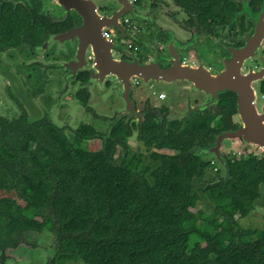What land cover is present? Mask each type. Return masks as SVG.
Returning <instances> with one entry per match:
<instances>
[{
    "label": "trees",
    "instance_id": "16d2710c",
    "mask_svg": "<svg viewBox=\"0 0 264 264\" xmlns=\"http://www.w3.org/2000/svg\"><path fill=\"white\" fill-rule=\"evenodd\" d=\"M174 1L198 15L233 11L227 0ZM145 118L109 120L104 133L80 125L66 136L45 121L0 131V193L15 194L0 197V242L38 222L77 264H264V228L237 222L260 197L264 156L226 159L225 175L202 188L208 212L193 187L212 166L195 150L209 148L227 122ZM135 138L157 152L139 168L117 166V148L128 151Z\"/></svg>",
    "mask_w": 264,
    "mask_h": 264
},
{
    "label": "flooded vegetation",
    "instance_id": "af4514ba",
    "mask_svg": "<svg viewBox=\"0 0 264 264\" xmlns=\"http://www.w3.org/2000/svg\"><path fill=\"white\" fill-rule=\"evenodd\" d=\"M85 1L88 5H95L93 11L88 9V13L93 12V14H89L91 20L90 27L93 32L97 24L96 15L99 17L112 16L119 10V3L126 0H110L113 4H117L116 7H114V5H107V9H110V11H102L103 5L98 6L96 3L100 0ZM128 1L132 6L134 3L140 5L136 0ZM227 1L233 6V11L231 13H215L214 16H207L190 13L172 0V2L183 11L174 15L171 14L173 17L159 10L161 6H163V3H168L166 0H156V3L153 1L150 2L148 11L161 13L169 19L171 23L173 22L177 25L182 34L185 33L188 34V36L182 41L178 40V35L170 32L167 28L159 27L154 19H151L152 16L146 14L143 16V19H141L144 21L141 23L142 25L140 27H134L139 36L136 33H131L136 38L139 47L144 49V51H148L142 41L144 38L147 39V37L150 36L152 41L146 40V42L150 43L152 49L161 51L162 54H164L161 62H151H154L162 69H166L170 67L167 47L169 44H172L170 51L178 53L181 59L184 58L182 54L191 55V57L188 55L187 62L183 63L181 61V63L191 69L198 70L193 73L194 76L202 75L200 79L194 78V83L178 82L183 85H180V88H177V90L189 91V95L187 98L183 99L176 98L173 103V108H160L157 110L155 107H151L153 102L149 99L142 100L139 105L133 101L136 115L133 116L128 111L127 104L125 103L124 109L128 116L121 117L125 122L131 119L133 121L138 120V122L145 121L147 115L152 116L153 112L156 111V116L162 115L164 117L163 119L169 118L175 121H185L191 120L194 117L207 116L212 118V123H215L224 118L229 127L228 130L225 131H236L240 129L243 126V122L239 114L237 102L238 92L228 90L223 93L220 89L224 87V85L208 80V77L214 79L226 71H229L235 77L237 74V90L240 92H247V94L251 95V98L253 96L251 99V106L255 107L254 110L258 116L264 118V106L258 109L257 105L258 95L261 99H264V0ZM168 5H170V3H168ZM124 16L118 19V23L122 29L124 28V24L123 22L121 23V19H123ZM69 20L70 22H68ZM81 25L82 20L79 15L74 11H65L63 6L59 4V0H0V104L2 100L6 101L10 107L8 111L12 109L13 111L17 110L19 113L12 118L0 114V131H15L17 128L16 123L22 124V122H26L27 124H31L37 121H45L61 130L66 136H69L61 127H58L47 118L48 114L45 107L48 101L50 103L49 106L51 105L50 88L53 86L52 84L54 82L59 80H63V82L66 81V86L70 84V81L74 82V84L76 83L78 92L75 97L78 104L82 106L87 113L95 115L93 109L88 106L90 100L89 88L93 86L94 82L99 83L98 78H96L95 81L91 80V74L88 71L89 68L95 66L94 57L93 55L87 54L85 63L77 65L75 67L77 69H72L71 67L65 68V63H70L74 60L75 51L72 57H69V59L64 62V42H61V38L59 37L60 34L67 33L73 28H78ZM107 30L111 36L112 34L116 35V33H118L113 28L102 29L103 37V31L107 32ZM123 31L129 32L126 30ZM77 35L82 36L83 34L77 32L75 35L76 37L73 40V43L76 44L75 50L80 40L77 39ZM173 40L178 41V43ZM153 41L156 44L152 43ZM134 44L133 47L135 48ZM183 45L188 46L187 51H181ZM246 46L248 50L241 51ZM140 48H137V50ZM189 50H193V53H188ZM246 52L247 55H244ZM128 53L133 54V51H122L121 55L118 57L113 56L111 53V56L114 61H121L125 58V54ZM135 55L139 57L140 63L142 64L149 61H143L139 51H137ZM88 56H91V62L88 61ZM243 56H245L244 60L238 67L237 64L240 63ZM258 74L263 77L256 82L255 76ZM95 76H98L97 72ZM233 76L232 78H234ZM108 78L115 79L114 77L108 76L102 81V84H105ZM11 82L21 86L20 90L23 93L25 103L20 98L19 94L21 93H16L14 89L15 85L13 86ZM115 82L121 84L117 81ZM172 83H176V81ZM197 86H201L202 90L197 89ZM48 88L50 91L49 94L40 98L42 105L39 113L41 117L37 119L31 118L27 110V107L29 108L31 105L30 101L34 103L35 100H38V97L46 93V90L48 91ZM121 92L122 90L119 92L122 97ZM193 92H196L197 95H193ZM83 100H87L86 104L82 102ZM36 108L38 107L36 106ZM13 113H15V111ZM121 118H111L109 120ZM109 120H107L108 126ZM79 126H77V128ZM72 134L73 132L70 135ZM218 135L214 137V141L210 146L214 145ZM94 142L99 141L92 140L89 144ZM262 154L264 156V153ZM12 236L18 235L9 234L1 238L0 264H5L9 260L19 263L21 257L12 256L13 254L10 252L21 244L35 249L33 246H27L26 243L28 240L20 236L18 237L23 240V242L16 244L12 249H8L10 247L8 242H10ZM54 247L55 249L51 254L52 256L46 255V264H55V261L58 260L59 262L60 259L68 260L64 254L57 251L56 245Z\"/></svg>",
    "mask_w": 264,
    "mask_h": 264
},
{
    "label": "rangeland",
    "instance_id": "374dc122",
    "mask_svg": "<svg viewBox=\"0 0 264 264\" xmlns=\"http://www.w3.org/2000/svg\"><path fill=\"white\" fill-rule=\"evenodd\" d=\"M139 2L140 5L134 3L133 8L134 11L140 15H148L152 16L151 19H154L155 23L159 27L167 28L170 30V32L175 33L177 36V39L182 41L184 40L188 34L181 33L178 29V26L175 25L173 22L169 19H167L164 15L161 13H153V11L149 10V4L150 2H155L156 0H136ZM168 3L161 6L160 11H162L164 14L168 16H172L171 14L181 13L183 12L180 8H178L172 0H166ZM97 5H103L102 11H110V9H107V5H114V7L117 6V4H113L110 0H100L96 2ZM153 13V14H152ZM152 14V15H151ZM173 17V16H172ZM127 18L130 22V25H123V30L131 31L132 27H140L144 21L139 18H134V16L129 13L126 14L123 19ZM123 19H121V23L123 22ZM108 34V30L106 32ZM137 34V33H136ZM138 35V34H137ZM139 36V35H138ZM114 43V49L120 50L121 52L124 51V46H120L117 44V41L121 36L116 33V35L111 36ZM124 38V37H122ZM127 41V43H132L135 45V49L132 50L133 54H137V51H139V54L141 56V59L143 61L149 60L154 62H161L162 57H164V54H162L161 51H157L156 49H152L150 47V43L146 42V40H151L150 36L147 37V39L144 38L142 43L146 46V49L148 51H144V49L139 47V44H137V40L134 41L131 38H124ZM152 41V40H151ZM71 41L65 42L63 45V57L64 62L69 59V57H72L73 52L75 51L76 44H71ZM154 43V41L152 42ZM156 44V43H154ZM142 46V45H140ZM159 46V44H158ZM137 48H140L137 50ZM195 50V49H193ZM193 50H189L188 53H193ZM186 59L188 58V55L191 57L190 54H182ZM188 61V59H187ZM186 61V62H187ZM191 62V61H190ZM91 66V64H90ZM65 73V72H64ZM58 80V79H57ZM116 80L113 78H108L105 82V84H100L97 82L93 83V86L89 88L90 91V100L88 103V106L91 107L95 113V115H92L90 113H87L82 106L78 104V101L76 99V93L78 92V88L76 87V83L70 81V84L66 86V81H56L50 88L51 90V105L49 106L46 104V110L48 114V119L51 120L55 125L58 127H61L63 131L70 136L72 132L77 128V126L83 124V125H90L95 130H97L100 133H104L108 129V123L107 120L111 118H121L122 116H128L125 112V102L123 98L120 96V90H122V85L115 82ZM14 86L15 83L11 82ZM60 85V87H59ZM63 85V86H61ZM180 85H183L181 83H159L150 81L147 85H144L142 83V80H138L137 84H131L132 88V94L131 98L133 101L139 105V103L144 99H149L152 103L151 107H155L157 110L160 108H173V103L176 98L183 99L187 98L189 95V91H178L177 88H180ZM65 86V88H64ZM5 88V87H4ZM21 86L19 84L15 85V91L17 94L20 95V98L25 103V100L23 99V93L20 90ZM47 89V88H46ZM256 91L258 93V89L256 87ZM46 93L42 94L41 97H38V100H35L34 103L32 101L29 108L27 107V110L30 114L31 118L37 119L41 117V114L39 113L40 107L42 105L40 98L45 97L49 94V88L48 91H45ZM164 94V99H159L158 96L160 94ZM193 95H197L196 92H193ZM56 96V99H55ZM258 109H261L262 106H264V99H261V97L258 95V101H257ZM11 106V104H10ZM36 106L38 108H36ZM43 107V108H45ZM49 107V108H48ZM150 107V106H149ZM53 108V109H52ZM141 108V104H140ZM6 101L2 100V103L0 104V114L4 116H8L9 118L17 116L19 113L17 110L14 111L11 109ZM91 109V110H92ZM153 109V110H156ZM264 109V108H263ZM31 110V111H30ZM157 113L156 111L153 112L152 117H154L156 120L163 119L164 117L162 115H155ZM138 119V118H137ZM165 120H170L169 118ZM138 120H134V123L136 124ZM139 123V122H138ZM90 147H96L100 146V142H94L89 144ZM232 146L227 145L225 147L224 151H222L223 156L228 159H236V161L239 160V158L243 155L247 154H254L255 157L258 156L255 151H249L246 149L244 152H242L239 148H231ZM125 149V148H124ZM257 150V149H256ZM157 152L152 148H147L146 145L143 143V141H139L137 138L131 140L128 143V151L123 150L122 148H117L115 159L117 162V166L125 167V168H131L136 169L141 167L142 160L143 163H147L148 157L151 153ZM168 154H175V152L167 151ZM195 153L203 158V160L211 163V168L205 171L204 177L201 180H197L194 184L193 189L198 192V194L201 196V202H200V208L207 210L208 212L211 210L212 204L206 200V198L202 194V188L206 183H210L218 179V177L225 175L226 168L222 167L216 162L215 160L211 159L210 155H207L205 152V149H197L195 150ZM79 154L82 156H86L87 153L85 150H80ZM263 156V154L260 155V158ZM144 159H143V158ZM142 158V159H141ZM142 163V164H143ZM0 196H10L15 198L14 193H0ZM19 204H22V202L18 201ZM241 228L243 229H263L264 228V186L260 189V197L256 204L254 205V208L250 215L245 219H240L237 221ZM29 226L32 228V231L30 233H27L24 238L28 240L26 243L27 246H33L35 249L26 247L25 245H19V247H16L15 249L11 250L12 256L21 257V261L19 263L14 262L12 260L7 261L5 264H46V255H51L52 252L55 249V240L52 233V228L50 226H44L41 225L38 222H32L29 224ZM23 242L18 236H12L10 238L9 245L10 247L8 249H12L16 246V244H19ZM8 252V251H7ZM52 256V255H51ZM70 262V263H69ZM55 264H76V262H71L70 259H60L58 262L55 261Z\"/></svg>",
    "mask_w": 264,
    "mask_h": 264
},
{
    "label": "water",
    "instance_id": "95a60500",
    "mask_svg": "<svg viewBox=\"0 0 264 264\" xmlns=\"http://www.w3.org/2000/svg\"><path fill=\"white\" fill-rule=\"evenodd\" d=\"M59 4L63 6L65 11L76 12L82 20V25L80 27L73 28L69 32L59 35L61 42L65 43L71 41L73 43L77 32L83 34L82 36L77 35V39L80 40L77 49L75 50L74 60L70 63H65V68L71 67L72 69H77L75 68L77 65L85 63L87 54L93 55L95 66L88 69L91 74V80L95 81V79L98 78L99 83L102 84V81L108 76L114 77L117 82L122 84V98L127 104L128 111L133 116H136L134 102L131 99L132 90L130 82L133 77L142 80L144 85H147L150 81L166 84H171L175 81L194 83V78H201V73L199 76L193 75V73L198 70L184 66L181 63L179 54L170 51L172 44H169L167 47L170 67L166 69H162L151 61L142 64L140 63L139 57L135 54H125V58L121 61H114L112 59L111 53L115 46L112 38L106 39L102 36V29L113 28L122 37L131 38L136 41V38L130 32L123 31L118 23V19L129 13H131L134 18L143 19V15L136 13L132 4L128 0L121 1L118 5L119 10L112 16L99 17L96 15L97 24L93 32L90 27V15L93 14V12L88 13V9L93 11L95 5H88L85 0H59ZM173 41L178 43L176 40ZM187 49L188 46L183 45L181 51H187ZM245 50H248L247 46L241 51ZM244 55H247V52ZM244 57L245 56H243L240 63L237 64L238 67L244 60ZM96 72L98 76H95ZM232 76V73L226 71L214 79L208 77L210 82H217L224 85V87L220 89L221 92L224 93L228 90L238 92L237 102L239 114L243 122V126L236 131L221 132L217 136L214 145L205 149L206 154L210 155L211 159L218 162L222 169L226 164V158L223 156L222 151H224L227 145L232 146L231 148L233 149L239 148L242 152L246 149L249 151H255V153L258 154V159H260V155L264 153V118L258 116L255 113V107L251 106V99L253 96L251 98V95L247 94V92H240L237 90V74L236 77L233 76L234 78H232ZM262 77L263 76L258 74L255 76V81H259ZM197 89L202 90V87L197 86Z\"/></svg>",
    "mask_w": 264,
    "mask_h": 264
},
{
    "label": "built area",
    "instance_id": "2783aa9c",
    "mask_svg": "<svg viewBox=\"0 0 264 264\" xmlns=\"http://www.w3.org/2000/svg\"><path fill=\"white\" fill-rule=\"evenodd\" d=\"M123 24L124 25H127V26H129L130 25V22H129V20L127 19V18H125L124 19V21H123ZM130 33H136L137 31H136V29L134 28V27H132V30L131 31H129ZM103 33H104V37L106 38V39H109L110 37H111V35L108 33H106L105 31H103ZM125 38V37H124ZM124 38H119L118 39V41H117V44H119L120 46H124V51H131V50H134L135 48L133 47V44L132 43H127V42H130V41H127V40H125ZM115 42L113 41V44H114ZM121 51L120 50H115V49H113V51H112V55L113 56H119V55H121ZM186 58L184 57V58H182L181 59V61L183 62V63H185L186 62ZM88 61H92V58H91V56H88ZM138 80H140V79H138L137 77H133V79H131V82H130V85L131 84H137V81ZM158 98L159 99H164L165 98V95L162 93V94H160L159 96H158Z\"/></svg>",
    "mask_w": 264,
    "mask_h": 264
}]
</instances>
